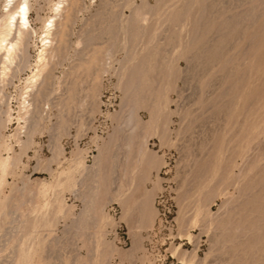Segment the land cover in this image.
<instances>
[{"label": "rangeland", "instance_id": "rangeland-1", "mask_svg": "<svg viewBox=\"0 0 264 264\" xmlns=\"http://www.w3.org/2000/svg\"><path fill=\"white\" fill-rule=\"evenodd\" d=\"M57 2L0 80V264H264V0H80L35 102Z\"/></svg>", "mask_w": 264, "mask_h": 264}, {"label": "bare ground", "instance_id": "bare-ground-1", "mask_svg": "<svg viewBox=\"0 0 264 264\" xmlns=\"http://www.w3.org/2000/svg\"><path fill=\"white\" fill-rule=\"evenodd\" d=\"M64 1H66V4H64ZM64 1L63 0H58L57 7L55 9V14H54V16L59 15L61 18H59L58 20H55L52 17L53 19L50 20V23L47 26H45V30H43L45 35H44V37L42 39L43 43H42V48L40 49V53H39V60H38L39 63H38V66H36V70L33 71L32 75H30L31 76L30 77L31 88L34 89V94H32V95H33V98L36 100L35 102H37V100L39 102H41V99H42L43 95L47 92L45 90L46 85L44 84V82L47 79L51 82V80L49 79V76H51L50 73H52L51 71L47 70L45 74L43 73L44 77H42V80H40V76L42 74V70L44 71L45 67H46V64H48L47 63L48 62L47 59L49 58L48 56H50V54H52V52L55 49L54 46L52 45V43H53L52 40L55 38L54 35H59L60 39L64 38L63 36H65V32L67 30L68 23L72 20V18H74L73 15L77 14L75 12L80 8V5H81L80 0H64ZM4 5H5L4 7H6V8L5 9L3 8L4 11L0 12V80L1 81H3V79L6 76L8 77L9 73H12L14 71V74H15V73H18L19 70H21V68L23 67V65L25 63V61H24V58H25L24 57V49H25L26 38H27L28 35L31 36V34L33 32H35V30L33 29L32 25L30 23V19H29V17H30L29 16L30 0H6V4H4ZM133 22H134V20H133ZM141 22H143V21H141ZM53 25H54V29L52 28ZM138 26H141V25H138ZM136 29L140 30L141 28H136ZM68 30H70V29H68ZM65 41H66V37H65ZM152 52H154V51H152ZM152 52H151V54H152ZM93 56H94V54H93ZM148 56H150V55H148ZM154 56H156V55H154ZM95 57H97V56L95 55ZM92 58H94V57H92ZM151 58H152V56H151ZM93 60H95V59H93ZM96 60H95V62H93V61H91V62H93L94 64L98 63V62H96ZM147 60L148 61L145 64H147L148 68L151 70V68L154 66V65L153 66L151 65L152 64L151 62H153L152 60L155 61V59L149 60L148 57H147ZM94 66H96V65H94ZM37 67H40L41 71ZM79 68H80V66H79ZM81 68H82V66H81ZM89 68H91V67H89ZM143 69H144V66H143ZM148 70L145 69L144 71H142V74H144L145 71H148ZM96 82H97V80H96ZM146 83H147V81H146ZM95 86H97V85H95ZM73 92H74V90H73ZM68 93L69 92H67V95H68ZM72 93H71V95H72ZM74 93H73V95H74ZM92 94H94V93H92ZM65 98L68 99V96L65 97ZM69 98H71V97H69ZM67 102H68V100H67ZM36 105H37V107H39V105L37 103H36ZM66 105H69V103L66 104ZM131 112L132 111L130 110V113ZM35 116H37V115H35ZM33 117H34V115H33ZM150 118L151 119L153 118L152 117V112H151V117ZM151 119L149 120L150 121L149 122V124H150L149 126L150 127H153V126L156 127L157 125H154ZM62 121H64V119ZM65 121H66V119H65ZM135 127H136V125H135ZM146 135H148V134H146ZM146 135L144 136V139H145ZM145 140L147 141V139H145ZM145 140L143 141V143H145V145H146V141ZM142 145H144V144H142ZM127 149H128V147H127ZM142 149L143 148L141 146L140 151H142ZM57 152H59V150ZM143 152H144V150H143Z\"/></svg>", "mask_w": 264, "mask_h": 264}]
</instances>
